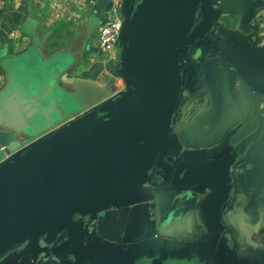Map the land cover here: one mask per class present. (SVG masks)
<instances>
[{
	"label": "water",
	"instance_id": "obj_1",
	"mask_svg": "<svg viewBox=\"0 0 264 264\" xmlns=\"http://www.w3.org/2000/svg\"><path fill=\"white\" fill-rule=\"evenodd\" d=\"M262 9L123 0L124 89L70 51L7 59L0 264H264L238 227L264 221V44L240 29Z\"/></svg>",
	"mask_w": 264,
	"mask_h": 264
},
{
	"label": "crops",
	"instance_id": "obj_2",
	"mask_svg": "<svg viewBox=\"0 0 264 264\" xmlns=\"http://www.w3.org/2000/svg\"><path fill=\"white\" fill-rule=\"evenodd\" d=\"M111 14L109 0H4L0 18V87L6 80L4 62L35 45L46 58L64 49L71 51L76 62L70 75L107 86L114 82L121 89V80L114 73L120 52L109 58L97 50L98 30ZM232 16L236 23L228 24L234 28L239 24V15L222 19L227 21ZM256 17L254 25H241L240 29L257 40L264 26V9ZM238 227L242 239L249 231V238L244 240L264 247L257 242L258 237H264V221L253 226L239 217Z\"/></svg>",
	"mask_w": 264,
	"mask_h": 264
},
{
	"label": "built area",
	"instance_id": "obj_3",
	"mask_svg": "<svg viewBox=\"0 0 264 264\" xmlns=\"http://www.w3.org/2000/svg\"><path fill=\"white\" fill-rule=\"evenodd\" d=\"M111 5V17L103 23L98 30V43L97 50L100 55L106 57H114L117 52H120V48L117 45L124 16L122 14L123 0H109ZM4 0H0V18L3 8ZM260 45L264 44V26L262 27L260 34L257 38Z\"/></svg>",
	"mask_w": 264,
	"mask_h": 264
},
{
	"label": "rangeland",
	"instance_id": "obj_4",
	"mask_svg": "<svg viewBox=\"0 0 264 264\" xmlns=\"http://www.w3.org/2000/svg\"><path fill=\"white\" fill-rule=\"evenodd\" d=\"M64 50H66V51H69V50H67V49H64ZM71 52V51H70ZM102 57H106V56H104V55H101ZM120 57V56H119ZM120 80H121V78H120ZM121 88H123L124 89V82L121 80ZM186 115L184 114V117H185ZM184 119V118H183ZM248 233V234H247ZM245 236H244V239H247V238H249L248 236H250L249 235V231H246L245 233ZM259 244H264V242H261V241H257ZM32 256H33V252L31 251L30 253H28L27 254V256H25L24 258H20L19 260H13L14 262H18L17 264H29V262L32 260ZM71 259H73V256L71 257ZM70 259V260H71ZM21 261V262H20ZM14 262H10V263H8V264H13ZM70 262H67L66 264H69ZM16 264V263H15Z\"/></svg>",
	"mask_w": 264,
	"mask_h": 264
},
{
	"label": "flooded vegetation",
	"instance_id": "obj_5",
	"mask_svg": "<svg viewBox=\"0 0 264 264\" xmlns=\"http://www.w3.org/2000/svg\"><path fill=\"white\" fill-rule=\"evenodd\" d=\"M207 105V100H201V101H197L195 102V104H193L189 109L190 111L187 113V115H190L192 112V110L197 109V108H202L203 106ZM194 112V111H193ZM180 121H183V119H181ZM259 241L264 242V237H258Z\"/></svg>",
	"mask_w": 264,
	"mask_h": 264
},
{
	"label": "trees",
	"instance_id": "obj_6",
	"mask_svg": "<svg viewBox=\"0 0 264 264\" xmlns=\"http://www.w3.org/2000/svg\"><path fill=\"white\" fill-rule=\"evenodd\" d=\"M227 21L230 25H234L236 23L235 17H227Z\"/></svg>",
	"mask_w": 264,
	"mask_h": 264
}]
</instances>
